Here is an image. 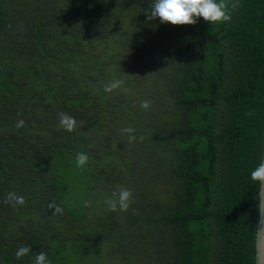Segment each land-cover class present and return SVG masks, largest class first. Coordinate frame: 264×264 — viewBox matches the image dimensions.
I'll use <instances>...</instances> for the list:
<instances>
[{
  "label": "trees",
  "instance_id": "16d2710c",
  "mask_svg": "<svg viewBox=\"0 0 264 264\" xmlns=\"http://www.w3.org/2000/svg\"><path fill=\"white\" fill-rule=\"evenodd\" d=\"M151 2L0 0V264H246L264 0L212 25Z\"/></svg>",
  "mask_w": 264,
  "mask_h": 264
},
{
  "label": "clouds",
  "instance_id": "9594fccd",
  "mask_svg": "<svg viewBox=\"0 0 264 264\" xmlns=\"http://www.w3.org/2000/svg\"><path fill=\"white\" fill-rule=\"evenodd\" d=\"M240 6V0H152L148 19H159L161 23H170L172 25H194L199 18L212 24L229 22L231 20V12ZM123 80H113L105 85L106 92H112L114 89L120 88L123 85ZM148 101H142L141 107L149 108ZM22 124V121L20 122ZM59 125L64 130L72 132L76 127V120L67 113H59ZM19 126V124H18ZM124 132L131 133L130 128L123 129ZM130 141L136 139L135 136L129 137ZM88 162L87 154L80 152L76 155V166L83 168ZM250 177L252 181L259 184L260 191L257 193L259 197L258 210L260 216H264V156L259 157L256 167L251 171ZM133 193L131 189L120 188L118 191H113L111 197L105 201L107 208L110 211H127L132 202ZM6 202L11 203L13 207L23 205L24 197L18 196L13 192H9L6 197ZM86 206L91 204V201H85ZM32 251L30 245L20 246L15 257L21 259ZM32 264H52L48 259L47 254L43 251L37 253Z\"/></svg>",
  "mask_w": 264,
  "mask_h": 264
},
{
  "label": "water",
  "instance_id": "95a60500",
  "mask_svg": "<svg viewBox=\"0 0 264 264\" xmlns=\"http://www.w3.org/2000/svg\"><path fill=\"white\" fill-rule=\"evenodd\" d=\"M262 156H264V57L259 80L253 169L258 158ZM259 191L258 182L252 181L246 264H264V216H260L257 207Z\"/></svg>",
  "mask_w": 264,
  "mask_h": 264
},
{
  "label": "rangeland",
  "instance_id": "374dc122",
  "mask_svg": "<svg viewBox=\"0 0 264 264\" xmlns=\"http://www.w3.org/2000/svg\"><path fill=\"white\" fill-rule=\"evenodd\" d=\"M112 175V174H111ZM108 182H111V180H109ZM92 186H94V185H92ZM81 192L78 190V191H75V194H76V196H78L79 194H80Z\"/></svg>",
  "mask_w": 264,
  "mask_h": 264
}]
</instances>
